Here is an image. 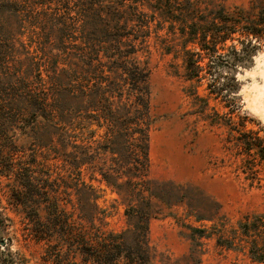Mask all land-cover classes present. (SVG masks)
<instances>
[{
  "label": "trees",
  "instance_id": "1",
  "mask_svg": "<svg viewBox=\"0 0 264 264\" xmlns=\"http://www.w3.org/2000/svg\"><path fill=\"white\" fill-rule=\"evenodd\" d=\"M152 37L181 58L193 111L227 125L225 147L249 171L264 170L258 130L204 113L210 96H234L236 78L221 67L250 59L264 41V0L248 8L207 0H0V174L11 178L8 201L25 212L28 233L51 264H154L149 221L175 217L176 206L211 221L210 229L184 224L194 263L201 239L213 235L216 245L264 264V210L226 228L223 215L195 212L185 185L149 175ZM100 184L116 194L110 206L100 203ZM114 203L123 207L120 229L106 220ZM2 231L0 221V240Z\"/></svg>",
  "mask_w": 264,
  "mask_h": 264
},
{
  "label": "rangeland",
  "instance_id": "2",
  "mask_svg": "<svg viewBox=\"0 0 264 264\" xmlns=\"http://www.w3.org/2000/svg\"><path fill=\"white\" fill-rule=\"evenodd\" d=\"M207 1L220 2L227 8H248L252 0ZM150 43L149 81L155 115L149 133L150 177L185 185L195 212L203 217L223 215L226 228L234 226L245 213L263 211L264 170L256 165L249 171L243 165L242 155L225 147L227 125L209 124L208 117L193 111L191 97L184 90L189 82L180 75L181 58L166 53L153 37ZM220 70L222 74H234V96H210L204 113L214 117L217 111L222 124L242 122L246 128L258 130L264 136V116L254 106L257 88L264 80V41L250 59L236 63L234 68L222 66ZM208 81L209 78L200 81L199 94L206 93ZM232 102L236 103L234 108ZM10 179L0 174L1 240L4 241L0 244V254L6 264H51L41 257L44 244L30 237L25 212L8 201L6 183ZM100 187L104 188L100 203L110 206L116 194L103 184ZM122 210L120 204L111 208L106 218L108 227H124ZM174 211L175 217L158 215L149 221L148 238L154 251V264H253L242 250L216 245L213 235L201 239L204 252L194 263L188 257L190 241L184 224L209 228L211 221L187 217L183 206H176Z\"/></svg>",
  "mask_w": 264,
  "mask_h": 264
},
{
  "label": "bare ground",
  "instance_id": "3",
  "mask_svg": "<svg viewBox=\"0 0 264 264\" xmlns=\"http://www.w3.org/2000/svg\"><path fill=\"white\" fill-rule=\"evenodd\" d=\"M254 106L263 114L264 116V80L261 85L257 88V93L254 98Z\"/></svg>",
  "mask_w": 264,
  "mask_h": 264
},
{
  "label": "water",
  "instance_id": "4",
  "mask_svg": "<svg viewBox=\"0 0 264 264\" xmlns=\"http://www.w3.org/2000/svg\"><path fill=\"white\" fill-rule=\"evenodd\" d=\"M0 244L3 245L4 244V241L3 240H0Z\"/></svg>",
  "mask_w": 264,
  "mask_h": 264
}]
</instances>
